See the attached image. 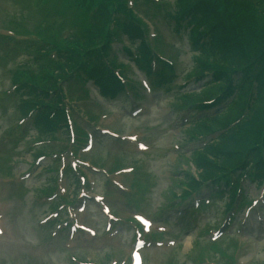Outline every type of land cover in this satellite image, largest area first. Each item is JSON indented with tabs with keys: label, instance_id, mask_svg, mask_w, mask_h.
<instances>
[{
	"label": "rangeland",
	"instance_id": "rangeland-1",
	"mask_svg": "<svg viewBox=\"0 0 264 264\" xmlns=\"http://www.w3.org/2000/svg\"><path fill=\"white\" fill-rule=\"evenodd\" d=\"M130 1L150 27L151 45L170 60L177 77L176 81L168 86L164 85L160 89L154 86L151 93L144 91L143 98L135 103L124 96L112 102L107 99L100 102L97 91L90 82L87 83L90 100L68 102L71 95H67V105H64L69 108L70 117L72 116L77 124L88 129L92 115L97 120L94 129L108 127L124 135L138 136L135 142L129 143L107 135L102 137L96 132L91 150L82 144L77 151V157H82L83 161L94 162L99 170L76 162L69 152L41 159L38 164L33 163L36 158L32 149L35 147L30 138L35 136L37 131L29 124V134H24L23 131L22 134L14 136L18 121V124L23 126L22 129H25L26 121L20 111V99L12 91L9 92L12 87V71L19 66L28 67L24 66V62L31 60L33 55L25 48L14 50L12 40L0 42V215L5 213L4 219H7L5 222L1 221L4 234L0 236V264H74L71 255L96 264H130L136 232L135 222L132 223L130 217L135 213H144L151 217L153 230L164 231L167 240L175 239L178 243L171 249L158 247L154 243L147 245L142 250L144 259L146 258L144 264H211L209 260H215L218 264H233L230 260L222 261L218 253L213 255V243L210 241L215 237V246H223L230 257L235 256L236 264H263L264 187L256 188L257 181L242 180V198L239 196L231 215H226L224 211L227 201L225 196L212 200L214 194H208L209 191L204 189L199 196L194 195V200L201 198L200 203L205 202V206L199 205L200 209L182 218L179 224L174 223V217H178L180 212L187 215L192 209L188 200L175 199V196L183 194L187 180L184 177L187 174L198 177L190 156L192 149L200 142L190 139L186 134L193 122H187L189 112L178 111L179 106L175 103L177 95L180 94L177 86L181 85V92L199 87L193 80L185 81L188 79L185 75L193 67L195 54L188 42V29L175 31L174 26L167 20L165 11L172 9L174 0H128L129 5ZM215 1L224 7L230 3L229 0ZM60 2L61 0H0V35L8 33V28L14 29L10 21H16L24 23L29 30L27 35L18 33L16 39H35L32 35H35L33 30L37 25L53 19L59 22ZM246 2L243 8L248 5L249 9L254 8L259 21L264 22V0ZM253 5L255 6L252 8ZM54 7L58 12L51 15ZM229 10L232 17L235 16V9ZM238 20L237 25L241 28L244 22ZM236 29L239 32L237 27ZM72 30L65 28V32ZM153 33H157L155 39ZM119 48L120 45L115 43L114 50ZM8 51L10 53H7ZM119 58L123 60V56ZM124 74L137 82L141 79L132 67L131 70L124 71ZM149 79L152 82V77ZM77 95L74 93V96ZM135 104H141L143 111H130ZM132 113L135 114L132 116ZM74 122L72 120L73 126ZM90 122L92 124V121ZM71 136L59 144L67 143V148L77 149V142L70 141ZM139 141L145 144L142 146ZM50 146L57 148L53 143ZM83 147L85 149H81ZM52 160L59 169L63 165L66 168L70 163L76 162V166L87 173L84 186L88 194L103 197L102 202H95L93 198L79 195L77 201H72V195L81 192L80 186L75 189L72 185L69 187L66 174L62 177L60 183L68 186V192L65 190L64 193L70 198L69 203L73 204L69 207V213L66 212L70 223L75 220L84 222L91 226L95 233L79 231L74 237H69V231L57 230L56 223L62 218L59 215L62 208L54 215L53 223H47L44 227L39 225L40 220L50 212V204L42 200L43 195L39 189L44 187L53 175L52 172H45ZM117 164L136 167L129 173L122 172L121 169L108 174L111 180L106 181L108 176L104 169H118L115 168ZM54 189L57 191V188ZM173 191L175 192L172 193ZM207 198H212L211 202H206ZM243 199L250 202L252 210L240 206ZM106 205L111 207L115 216L127 221L109 220ZM61 213L65 211L61 210ZM184 219L185 224H182ZM108 221L112 223L109 231ZM237 246L239 250L235 253ZM78 261L75 260V264H78Z\"/></svg>",
	"mask_w": 264,
	"mask_h": 264
},
{
	"label": "trees",
	"instance_id": "trees-1",
	"mask_svg": "<svg viewBox=\"0 0 264 264\" xmlns=\"http://www.w3.org/2000/svg\"><path fill=\"white\" fill-rule=\"evenodd\" d=\"M229 2L224 7L215 0H175L176 8L171 14L176 24L190 18L193 25L189 42L195 55L193 67L185 76L207 77L199 91L178 94L175 103L195 112L211 110L194 120L186 132L190 139L206 141L191 152L190 161L198 177L191 174L184 177L187 180L182 192L186 197L190 190L208 181L218 182L219 188L233 187L234 197L241 177L264 176V22L255 14V5L249 9V5L243 8L246 0ZM60 3L59 22L53 19L37 25L33 31L38 40L24 42L25 47L36 53L34 62L12 71V81L18 83L16 91L22 115L35 113L33 122L38 134L31 141L53 139L57 132H65L67 128L65 109L59 105L65 96L58 87L60 81L76 78L85 82L92 78L102 87L120 86L113 71L117 61L109 59L113 39L121 40V34L125 33L133 47L138 41L134 51L125 46L123 49L129 56H135L141 68H149L153 56L147 24L128 0ZM233 8L236 14L232 17L229 9ZM57 12L54 7L51 15ZM238 19L244 22L241 28ZM10 23L15 32L29 33L24 23ZM66 27L73 30L65 32ZM51 51H56L55 58L49 56ZM157 62L165 84L174 83V68L163 60ZM225 101L228 102L217 107ZM41 147L34 151L38 154L48 150L47 145ZM52 188L49 184L39 192L47 194Z\"/></svg>",
	"mask_w": 264,
	"mask_h": 264
},
{
	"label": "snow or ice",
	"instance_id": "snow-or-ice-1",
	"mask_svg": "<svg viewBox=\"0 0 264 264\" xmlns=\"http://www.w3.org/2000/svg\"><path fill=\"white\" fill-rule=\"evenodd\" d=\"M137 259H139V258L137 257Z\"/></svg>",
	"mask_w": 264,
	"mask_h": 264
}]
</instances>
